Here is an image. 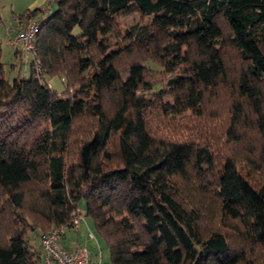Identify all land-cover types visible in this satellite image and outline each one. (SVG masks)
<instances>
[{
    "label": "trees",
    "instance_id": "1",
    "mask_svg": "<svg viewBox=\"0 0 264 264\" xmlns=\"http://www.w3.org/2000/svg\"><path fill=\"white\" fill-rule=\"evenodd\" d=\"M28 19L12 79L0 47V264H42L33 238L80 199L110 264H264V0H48Z\"/></svg>",
    "mask_w": 264,
    "mask_h": 264
},
{
    "label": "built area",
    "instance_id": "2",
    "mask_svg": "<svg viewBox=\"0 0 264 264\" xmlns=\"http://www.w3.org/2000/svg\"><path fill=\"white\" fill-rule=\"evenodd\" d=\"M49 13V10H46ZM16 25L8 29V44L13 47L14 52L18 49L22 52L24 62L28 63L31 53L35 49V38L41 24L37 19H28L26 27H20L17 20ZM38 73L40 68L35 66ZM80 217L78 210L72 218L64 225L54 227L48 232L38 235L39 247L42 253V264H100V260H92L90 251L86 247H78L68 250L59 243L67 229H77Z\"/></svg>",
    "mask_w": 264,
    "mask_h": 264
},
{
    "label": "rangeland",
    "instance_id": "3",
    "mask_svg": "<svg viewBox=\"0 0 264 264\" xmlns=\"http://www.w3.org/2000/svg\"><path fill=\"white\" fill-rule=\"evenodd\" d=\"M32 2H36V3L37 2H40V3L43 2V3H42V5L30 8V10L34 9V8L43 9V8L48 6V0H16L15 4L19 5V6H21V8H23L22 12L20 11V13H16V14L21 15V14L27 12V10H29V8L27 9V5L32 3ZM2 6H3V0L0 1V8H2ZM50 7L52 8V11H54L56 9L54 4H51ZM8 8H10V4L7 5V9ZM1 21L3 22V20H1ZM144 21H145V19H142L137 13H130V14H127V15H123L122 17L119 18V27H118L119 32L117 33V35L120 34V36H119L120 38L116 39V37L113 36V37H111L110 42H113V43L115 41H119L120 42L124 29L129 28V27H131V26H133L135 24L144 23ZM78 33H79V30L77 28L74 29L73 34H78ZM0 47H1V50H2V52H1V61L4 64L5 74H6L8 79H12V77L14 75H16V73H17V68L14 71L10 70V65L16 63L15 57L12 54V50L8 49L4 42L2 43V41H0ZM25 69L26 68H22V70L20 72V75L22 77L24 76V70ZM25 76H26V78L30 77L29 66H27ZM162 77H163V75L162 76H158V79H157L158 83H160V84H161ZM54 79H56L58 82L56 80L53 81ZM63 81H64V79L59 78L58 76L47 78V84L59 94L58 95L59 97H64L65 98V97H67V95L71 94V90L68 89L67 93L64 92L65 90H64V87H63ZM157 116H158V114L156 113V114H154V116L151 119L152 130H154V131H159L160 130V126H159L160 125V121H159L160 117L159 116L157 117ZM177 132L181 136H184L185 138H188V139H189V136L193 137V135H191L190 133L184 132L182 130L177 131ZM185 138H182V139H185ZM78 210L81 213L80 219H82V218L85 219L88 222V224L91 226L92 234H93V236L95 238V239H93V243L96 246L95 247L96 251H98L100 249V251L102 252L101 253V263L100 264H110L109 263L110 257H109V252H108L107 246L105 245V243L96 234L94 226H93V222L91 221V219L88 218V217H85L83 215L85 213V200L84 199H80L78 201Z\"/></svg>",
    "mask_w": 264,
    "mask_h": 264
},
{
    "label": "crops",
    "instance_id": "4",
    "mask_svg": "<svg viewBox=\"0 0 264 264\" xmlns=\"http://www.w3.org/2000/svg\"><path fill=\"white\" fill-rule=\"evenodd\" d=\"M15 3H16V0H3V6H2V8H0V17H1V20H3V22L0 21V41H2V43L4 42L8 49L12 50L13 56H14L13 48H11L7 42L8 37H9L8 29L10 26L16 25V21L14 20V17L19 15L16 13H20V11L21 12L23 11V8H21V6H19V5H16ZM42 3L43 2H41V3L40 2H37V3L32 2V3L28 4L27 9L29 8V10H27V11H31V10L36 9V8H34V9L30 10V8L42 5ZM9 4H10V8L7 9V5H9ZM55 80L56 79H54L53 81H55ZM93 239H95V238L92 234L91 226L88 224V222L85 219L82 218L79 220V224H78L77 229H67L65 232V235L63 237H61L59 243L62 247L66 248L68 250H74L78 247H80V248L86 247L91 253V258L93 260H97L98 255L101 256L102 252L100 251V249L98 251H96V249H95L96 246L93 243ZM33 240L34 241L32 243L35 245V248L40 251L38 238L35 237V238H33Z\"/></svg>",
    "mask_w": 264,
    "mask_h": 264
}]
</instances>
